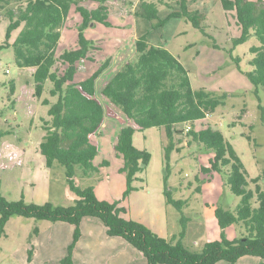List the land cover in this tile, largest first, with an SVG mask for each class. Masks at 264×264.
Segmentation results:
<instances>
[{
	"label": "trees",
	"instance_id": "obj_1",
	"mask_svg": "<svg viewBox=\"0 0 264 264\" xmlns=\"http://www.w3.org/2000/svg\"><path fill=\"white\" fill-rule=\"evenodd\" d=\"M137 1L139 11L132 13L126 5L112 0H0V9H6L8 19L0 50L12 47L15 64L30 72L31 80L24 87L26 100H40L45 82L49 80L52 85L49 96L55 101L42 100L48 106V119L41 127L39 153L46 168H63L68 187L77 196L73 206L63 207L49 202L26 203L22 196L8 200L0 195V237L12 216L71 224L73 239L59 264H74L72 251L81 237L80 223L83 218H95L103 223L108 236L122 238L139 251L146 264H235L244 256L264 261V189L258 184L260 176L249 178L223 133L204 124L223 104V97L205 88L193 89L187 70L168 50L150 42L149 31L131 36L103 61L98 56L100 49L82 35L91 24L110 26L111 15L140 16L155 21L154 29L162 28L165 20L159 18L158 7L169 8L173 2L178 9L166 20L184 18L205 34L203 13L190 10L187 0ZM219 1L226 13H234L240 29L233 43L242 44L251 34L258 40L260 46L250 49L252 69L245 76L256 90L264 91V1ZM72 8L82 20L78 45L55 58L60 30ZM14 31L17 35L9 43ZM58 63L65 67L62 74L54 70ZM85 64L99 67L84 81L74 82L77 74L86 72ZM262 123L264 126V118ZM149 128L159 129L169 142L176 135H185L188 144L199 143L211 153L209 166L202 172L220 174L229 191L240 199L234 212L217 207L214 215L221 230L238 226L237 238L230 240L222 234L220 240L192 251L181 240L173 243L132 220L128 206L129 195L135 191L132 184L150 161L146 150L133 145V135ZM104 137L109 138L111 153H103ZM171 145L165 146L166 160ZM7 149L0 169L16 168V160L23 154L10 145ZM110 155L121 161L117 172L124 178L121 198L112 202L99 200L92 187L78 188L73 181L76 171L83 178L98 176L103 168L110 167ZM164 196L166 204L180 209L181 202L174 201L166 187ZM31 257L32 249L28 251L29 261Z\"/></svg>",
	"mask_w": 264,
	"mask_h": 264
},
{
	"label": "rangeland",
	"instance_id": "obj_2",
	"mask_svg": "<svg viewBox=\"0 0 264 264\" xmlns=\"http://www.w3.org/2000/svg\"><path fill=\"white\" fill-rule=\"evenodd\" d=\"M112 1L126 5L132 13L139 11L137 0ZM187 1L190 10L203 13L205 34L184 18L166 20L169 13L178 9L173 2L169 8L158 7L159 18L165 20L162 28L154 29L155 21L139 16L111 15L108 18L110 26L95 23L84 29L82 35L100 49L98 56L103 61L131 36L149 31L150 42L168 50L187 70L193 89L205 88L223 97V104L204 124L223 133L249 178L260 176L258 184L264 189V91L256 90L245 76L252 69L250 49L260 44L253 34L242 44L233 43L240 36V29L234 13H226L219 0ZM5 13L6 9H0V44L5 43L8 25ZM81 23L80 15L72 8L60 30L55 58L77 47ZM16 35L17 31L12 32L9 43ZM98 67L85 64L86 72L77 74L74 82L84 81ZM64 69L59 63L54 67L59 74ZM29 80L30 72L15 64L12 47L0 50V160L8 151L7 145L23 152L16 160L19 163L16 168L0 169V195L8 200L22 196L26 203L73 206L77 196L69 189L63 168H46L39 153L41 127L48 119V106L43 105L42 100L55 101L49 96L51 82H45L41 99L33 102L26 100L24 93ZM101 140L103 153H111L109 138ZM171 143L172 149L166 160L164 149ZM133 145L146 150L150 161L132 184L135 191L128 198L132 220L173 243L181 240L192 251H200L204 244L220 240L222 234L230 240L239 236L238 226L224 230L218 226L215 209L221 207L234 212L240 199L229 191L220 174L202 172V168L209 166L211 153L201 144H188L185 135H176L169 142L159 129L149 128L134 133ZM108 158L110 167L103 168L98 176L83 178L76 171L73 181L78 188L92 187L99 200L112 202L121 198L124 178L117 172L121 161L113 155ZM165 187L174 201L181 202L180 209L166 204ZM79 229L81 237L72 251L74 264H146L144 256L125 240L108 236L99 219L83 218ZM73 232L74 226L68 223L12 216L0 237V264H59L67 254ZM30 249L32 257L29 261ZM261 262L264 261L258 257L244 256L235 264Z\"/></svg>",
	"mask_w": 264,
	"mask_h": 264
},
{
	"label": "built area",
	"instance_id": "obj_3",
	"mask_svg": "<svg viewBox=\"0 0 264 264\" xmlns=\"http://www.w3.org/2000/svg\"><path fill=\"white\" fill-rule=\"evenodd\" d=\"M8 72V70H6V73Z\"/></svg>",
	"mask_w": 264,
	"mask_h": 264
},
{
	"label": "crops",
	"instance_id": "obj_4",
	"mask_svg": "<svg viewBox=\"0 0 264 264\" xmlns=\"http://www.w3.org/2000/svg\"><path fill=\"white\" fill-rule=\"evenodd\" d=\"M136 17H138V16H136ZM140 17V16H139Z\"/></svg>",
	"mask_w": 264,
	"mask_h": 264
},
{
	"label": "water",
	"instance_id": "obj_5",
	"mask_svg": "<svg viewBox=\"0 0 264 264\" xmlns=\"http://www.w3.org/2000/svg\"><path fill=\"white\" fill-rule=\"evenodd\" d=\"M92 25V24H91Z\"/></svg>",
	"mask_w": 264,
	"mask_h": 264
}]
</instances>
